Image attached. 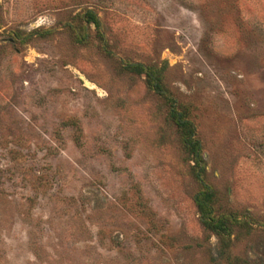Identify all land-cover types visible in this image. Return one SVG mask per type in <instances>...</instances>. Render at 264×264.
Listing matches in <instances>:
<instances>
[{
	"label": "rangeland",
	"instance_id": "374dc122",
	"mask_svg": "<svg viewBox=\"0 0 264 264\" xmlns=\"http://www.w3.org/2000/svg\"><path fill=\"white\" fill-rule=\"evenodd\" d=\"M0 264H264V0H0Z\"/></svg>",
	"mask_w": 264,
	"mask_h": 264
},
{
	"label": "trees",
	"instance_id": "16d2710c",
	"mask_svg": "<svg viewBox=\"0 0 264 264\" xmlns=\"http://www.w3.org/2000/svg\"><path fill=\"white\" fill-rule=\"evenodd\" d=\"M89 22L99 24L98 18L90 12L88 14ZM133 68L138 73L144 72L147 75L149 85L155 90L162 92V86L159 74L151 69L144 67L141 64H135ZM172 102L169 115L171 120L176 125L178 131L181 134L182 142L187 152L195 161L194 174L197 180L201 184V189L196 194V203L199 209L200 218L203 226L214 232L225 244L226 248L229 245V240L233 234L235 226L241 224V221L234 218L231 215L220 213L215 207V192L204 184L202 176L201 163L203 160L202 147L199 139L195 136L194 124L189 120L188 113L185 109L178 107L174 99ZM226 251L221 249L218 253V257H225Z\"/></svg>",
	"mask_w": 264,
	"mask_h": 264
}]
</instances>
